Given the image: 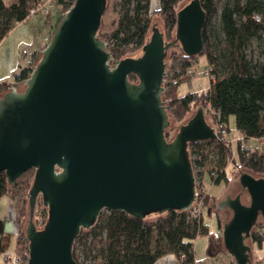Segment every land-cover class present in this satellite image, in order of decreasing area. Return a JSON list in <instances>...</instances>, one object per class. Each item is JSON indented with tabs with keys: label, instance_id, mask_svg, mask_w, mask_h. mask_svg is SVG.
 I'll use <instances>...</instances> for the list:
<instances>
[{
	"label": "water",
	"instance_id": "obj_1",
	"mask_svg": "<svg viewBox=\"0 0 264 264\" xmlns=\"http://www.w3.org/2000/svg\"><path fill=\"white\" fill-rule=\"evenodd\" d=\"M106 9L107 0H73L24 89L13 85L0 97V170L14 184L35 169L25 264H79L72 253L75 238L104 209L138 217L188 210L196 189L189 143L217 139L202 105L172 140L164 135L172 121L163 100L165 50L178 46L189 56L202 51L201 1L190 0L178 10L173 40H165L161 20L154 19L143 48L115 64L97 35ZM239 182L241 191L227 194L218 208L233 212L222 228L227 251L236 264H249L247 238L257 218L264 220V177L243 172ZM245 191L249 203L242 200ZM40 195L48 219L38 229L34 214Z\"/></svg>",
	"mask_w": 264,
	"mask_h": 264
},
{
	"label": "trees",
	"instance_id": "obj_2",
	"mask_svg": "<svg viewBox=\"0 0 264 264\" xmlns=\"http://www.w3.org/2000/svg\"><path fill=\"white\" fill-rule=\"evenodd\" d=\"M200 1L206 12L202 51L198 55L189 56L178 46H172L165 50L164 61L168 71L169 68L196 64L199 55H204L207 63L213 66L215 79L211 81L208 89L179 94V85L190 82L193 78L182 77L177 85L165 89L164 103L168 107L169 115L176 121H183L202 105L207 122L213 124L216 114L208 108L207 103H210L212 110L219 112L222 121L229 124L230 117L234 116L236 131L240 138L249 144V139L264 135V0H226L217 24L210 21L216 9L215 0ZM43 2L44 0H0V43L17 23L27 20L32 15V8L39 7ZM58 2L63 4L66 0ZM110 2L111 0H107V9ZM183 2L184 0H161L160 7L153 9L151 0H120V14L116 18V26L110 29L104 28L106 10L97 35L107 42L112 56L111 63L115 64L121 58L143 48L152 34V27L156 25L153 21L155 16H159L161 20L162 27L157 26L163 32L165 40H173L177 12L183 6ZM72 3L73 0L70 4ZM253 39L258 41L260 48L258 59L248 57L246 53ZM40 56L39 52L32 53L26 65L13 74L15 86L19 90L24 89L23 83ZM129 79L132 82L138 81L135 74H130ZM10 88L4 87L0 97ZM172 132L169 126L165 129L164 135L167 140L174 137ZM209 148L216 151L217 158V167L207 173L209 181H213V184L225 179L226 189L232 179L239 178L243 172L264 177V154L259 150L255 152L243 150L239 142L232 150L220 139L195 141L188 146L189 152L193 150L190 154L194 152L201 156V159L195 161L203 167L208 162ZM229 165L232 166V178L227 177ZM213 171L215 175L211 176L210 173ZM34 176L35 169L31 168L19 176L14 184H10L5 171L0 170V198L8 196L12 199L19 225L15 249L21 264H25L29 258L26 254L29 252V241L25 228L29 219V190ZM216 198L210 190L205 197L204 208L212 204V209L218 212L220 200L215 206L212 203ZM47 219L48 208L40 195L34 214L37 228H43ZM263 225L264 220L259 216L247 238V243L251 240L259 250L264 248V234L261 231ZM90 228H93L94 234L89 249L91 251L94 248L97 251L94 256L101 260L100 264H156L159 259L169 254L175 255L179 264H195L194 241L197 237L210 233L204 211L201 220L198 221L191 218L187 210L177 208H170L164 212L152 211L146 213L144 217L133 216L126 211L104 209ZM87 229L82 228L75 238L84 243L85 249L88 248ZM74 243L73 257L79 264H83ZM261 262H264V254H257L254 261L250 259L249 264Z\"/></svg>",
	"mask_w": 264,
	"mask_h": 264
},
{
	"label": "rangeland",
	"instance_id": "obj_3",
	"mask_svg": "<svg viewBox=\"0 0 264 264\" xmlns=\"http://www.w3.org/2000/svg\"><path fill=\"white\" fill-rule=\"evenodd\" d=\"M190 0H184L183 4L188 3ZM226 0H215L216 3V9L214 13L211 16V23L217 24L219 21V14L222 8L223 3ZM120 0H111L110 5L108 9H106V13L104 16V28L105 29H110L114 28L116 26V18L120 14V6H119ZM71 0H66L63 4H60L58 0H52V4L50 5V10H51V16L55 12L57 8H60L61 10H66L69 9V7L72 5L70 4ZM161 5V0H151V7L154 8H159ZM38 13V12H37ZM36 14V13H35ZM42 14V13H40ZM49 14V15H50ZM33 15V14H32ZM46 15V14H44ZM48 16V15H46ZM154 19H159V16H155ZM33 52L32 48L30 49L28 46H22L21 47V55L18 61V68H16V72L20 71L21 68H23L31 53ZM138 52V51H137ZM27 53V54H26ZM246 53L248 57L258 59L260 56V48L258 46V41L256 39H253L251 42V45L247 48ZM133 55V54H132ZM18 60V57H17ZM197 65L203 69L207 63V60L204 55H199V57L196 59ZM170 69V68H169ZM2 75H7V69L2 68L1 70ZM9 76L6 78L5 85L6 86H12L15 84L13 74H10L11 72H8ZM211 85L210 79L203 75V74H197L193 76L192 80L190 82H185L179 85L178 87V92L179 94H184L188 91H201L204 89H208ZM196 112V109L193 110L186 119L190 118L194 113ZM171 125H169V128L173 130L172 135H175L176 130L178 129L179 125L184 121H176L171 115H170ZM234 116H231L230 118V128L231 132H235V122H234ZM235 134V133H233ZM207 156H208V162L206 165V171L208 173L209 170L214 168L215 166L217 167V158L215 157V150L212 148L207 149ZM255 176H259V174H255ZM209 175H207L206 179L208 180ZM227 177L232 178V166H228L227 168ZM210 185V184H209ZM226 186V180L222 179L219 183H214L213 185L210 186L211 193L215 195L217 198L212 201L213 206L216 205V203L223 199L226 194H231L232 196H235L241 191V185L239 182V178H234L232 179L229 187L225 189ZM12 200V199H11ZM242 200L245 203L250 202V197L247 191H245L242 195ZM14 205V203H13ZM204 216L205 220L209 225L210 233L199 236L195 239L194 241V252L196 256V263L195 264H236L235 258L227 251L224 243H223V237L222 236V228L224 223H226L233 215V212L229 208L225 209H219V211H215L212 209V204L208 207L206 206L204 208ZM218 218H220V221L218 222ZM25 227V225H24ZM87 232H89L88 239H87V245L88 248L85 249V245L81 240H75V248L80 256V261L83 264H100L101 260L99 258H96L94 254L97 252L94 248L90 251V246L93 240V228H88ZM104 238V234H102V239ZM252 246V251L250 254V258L252 261L256 258L257 254L262 255L264 253V248L262 250H258L256 246L251 242V240L248 242ZM11 255L10 258L12 260L13 255ZM170 256H173L176 258L175 255L169 254L164 256L163 258L158 260V263H160L161 260H164L166 258H169ZM6 257V256H5ZM4 254H1L0 252V262L4 261L5 259ZM18 257H16L12 260V262H15L16 264H21L20 260H17ZM17 260V262H16ZM175 264H178V259L176 258Z\"/></svg>",
	"mask_w": 264,
	"mask_h": 264
},
{
	"label": "crops",
	"instance_id": "obj_4",
	"mask_svg": "<svg viewBox=\"0 0 264 264\" xmlns=\"http://www.w3.org/2000/svg\"><path fill=\"white\" fill-rule=\"evenodd\" d=\"M64 13V10L60 8H57L52 16L51 14L46 16L36 13L31 15L27 20L17 23L9 31L0 43V92L6 87L4 80L8 78V72H11L10 74L15 73L16 68H18L17 63L21 55V47L28 46L30 49L32 48V53L40 52L50 41L54 27ZM2 68L7 69V75H2ZM233 133L239 136L237 131ZM258 143L257 138L249 139L250 146H258ZM18 230L19 225L16 221L13 201L10 197L3 196L0 198V252L4 254V257L8 258H10L9 255L12 253V260L16 256L15 242ZM4 261H1L0 264H4ZM175 261L176 258L170 256L161 260L158 264H175ZM11 264L16 263L11 262Z\"/></svg>",
	"mask_w": 264,
	"mask_h": 264
},
{
	"label": "built area",
	"instance_id": "obj_5",
	"mask_svg": "<svg viewBox=\"0 0 264 264\" xmlns=\"http://www.w3.org/2000/svg\"><path fill=\"white\" fill-rule=\"evenodd\" d=\"M51 4H52V0H44V2L39 7L31 9V14H35L38 12V13L49 15L51 13V10H50ZM197 74H203L207 76L210 79V81H213L215 79V74L213 72V66L210 64H206V66L203 69H201L197 65V63L184 65L182 67H174V68L168 69V71H165L164 82H163L164 91L165 89L170 88V86L177 85L179 83V80L182 77L195 76ZM169 100L170 98L167 99V101ZM207 106L209 109H211L212 113L216 114L212 126L217 135V139H220L227 146H229L232 150L235 149L237 143L239 142L240 147L243 150L248 149L249 152H255L259 150L260 152L264 154V135L257 138L259 142L258 146H249L246 140L241 139L240 136H237L236 134H233L231 132L229 124L221 120L219 112L213 111L210 103H207ZM190 158L192 161L194 174H195L196 189H195V197H194L192 206L187 211L191 218L200 221L203 210H204L205 197L210 190L209 189L210 186L213 185V181H209V177H208V180L206 179L207 177L206 166L203 167L201 165L196 164L195 160L201 159V156L193 152L190 154ZM210 174L211 176H214L215 172L213 171ZM261 231L264 234V225L262 226ZM26 254L29 256L28 251L26 252ZM4 262H5L4 264H11L12 260L11 258L6 257ZM156 264H158V261ZM259 264H264V262H261Z\"/></svg>",
	"mask_w": 264,
	"mask_h": 264
},
{
	"label": "flooded vegetation",
	"instance_id": "obj_6",
	"mask_svg": "<svg viewBox=\"0 0 264 264\" xmlns=\"http://www.w3.org/2000/svg\"><path fill=\"white\" fill-rule=\"evenodd\" d=\"M226 195H227V194H226ZM226 195H225V197H226ZM225 197H224V198H225Z\"/></svg>",
	"mask_w": 264,
	"mask_h": 264
}]
</instances>
